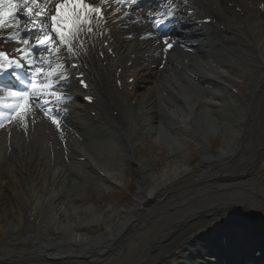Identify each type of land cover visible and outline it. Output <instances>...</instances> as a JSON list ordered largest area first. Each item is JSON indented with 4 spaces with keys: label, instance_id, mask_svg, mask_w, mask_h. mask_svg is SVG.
<instances>
[{
    "label": "bare ground",
    "instance_id": "bare-ground-1",
    "mask_svg": "<svg viewBox=\"0 0 264 264\" xmlns=\"http://www.w3.org/2000/svg\"><path fill=\"white\" fill-rule=\"evenodd\" d=\"M201 1L195 0L196 13H209L215 24H223L225 31L215 29L211 35L209 30L214 27L198 28L195 24L193 30L185 18L186 25L181 30L201 31L196 38L198 42L188 46L191 52L180 47L170 48L164 62L159 53H152L157 47L155 44L140 41L132 46L121 41L116 45L120 48L118 63L127 57L126 51L135 47H143L137 53L147 55L132 59L139 57L128 67L133 82L124 84L118 96L113 76L109 73L103 78L99 67L93 68V75L97 77L95 88L105 91L106 95L94 105L98 107L95 117L90 116V106L86 103L73 102L75 105L72 104L66 119L74 135L67 132V148L60 145L57 130L46 124L42 116L21 119L13 115L5 122L3 131L0 130V238L7 237L10 244L7 247L13 251L6 253L1 248L0 264H86L93 255L127 263L124 258L132 250L136 251L137 244V260L131 264H165L164 257L151 252L156 239L171 232V220L177 218V226L189 230L186 232L189 237L179 239L181 248L177 246V249L181 253L186 249L185 244L204 235L211 227L200 229L203 225L200 220L213 207L200 214L190 211L189 216L182 218L185 212L181 207L190 204V199L177 196L172 200L160 189L171 184L170 189L176 190L181 185V174L190 166L184 159L186 140L191 139L196 148L203 150L206 136L213 132L222 134V152L228 153L224 156L228 157V163L221 158L215 170L206 165L197 181L187 182L188 187L196 182L206 184L198 185L196 192L201 189L204 196L224 197L216 207L228 205L257 215L260 203H264L261 200L264 187L242 179L251 171L262 176L264 172V12L259 13L255 8L261 3L264 7V0ZM230 4L238 6L240 12ZM242 23L253 29L251 36L237 30ZM194 32L191 35L196 37ZM248 39L256 43L254 56L243 44ZM247 64L253 77L250 85L255 90L251 102L242 104L241 97L231 94L226 83L233 66H240L245 74ZM114 108H117L115 115L110 112ZM248 119L259 124L253 149L243 151L242 136ZM26 121L35 128L34 137L30 128L25 133ZM141 134L169 148L161 171H149V166L158 163L148 154H142L144 158L139 155L146 143ZM116 149L122 150L126 159L138 166L133 202L120 207V203L109 204L106 199V203L88 202L81 195L86 191L85 177L104 193L106 188H111L110 183L123 185L125 162L121 163L116 156ZM65 155L71 158L68 163L64 161ZM211 160L210 155H204V161ZM98 171H103L108 178ZM200 196L194 201L198 206L206 203ZM153 202L159 208L146 212ZM169 205L171 210H167ZM260 212L264 217V212ZM35 214L37 225L32 227L31 216ZM186 219L199 221V227L192 228ZM19 228L20 237L13 238ZM151 236L154 238L149 242ZM139 237L140 243L134 241ZM170 239L177 241L176 236ZM141 251L146 263L139 260Z\"/></svg>",
    "mask_w": 264,
    "mask_h": 264
},
{
    "label": "snow or ice",
    "instance_id": "snow-or-ice-1",
    "mask_svg": "<svg viewBox=\"0 0 264 264\" xmlns=\"http://www.w3.org/2000/svg\"><path fill=\"white\" fill-rule=\"evenodd\" d=\"M42 2L53 3V0H0V29H10L12 27L20 26L21 21L18 19V17L21 14L26 16L29 21L33 23L36 22V19L46 18L42 15V11L34 12V7L39 6ZM131 2L135 4L137 3V0H131ZM88 11L98 12L99 9L92 8V6L87 4L85 0H58V2L55 3V14L51 16V21L53 22V30L56 33H59L60 38L63 40L66 30L68 32H72L73 29L79 30L80 26L83 23V17ZM167 15L170 16L172 15V13L169 11ZM21 32L30 33L31 29L24 25L19 28V31L15 36L10 34L7 38L17 39ZM51 39V36L45 35L43 39H38L37 46L44 45ZM19 42L25 45L29 44L28 39H23ZM168 47L171 48L172 45L169 44ZM16 51H20V49H17ZM6 55L7 54L5 52L0 51V72L6 71L8 68H12L13 66L17 68L21 66L20 62L16 60H8L7 63L2 62L3 58H5ZM37 71L39 72L40 69H37ZM30 87L36 94L35 99L39 101L40 95L44 94L43 90L51 88V85L48 83L37 84L34 80ZM0 91H3V89L0 88ZM50 94L59 98L58 94L55 92H52ZM9 95L23 100L22 104L15 106L17 109L16 114L22 115L29 106V98L27 92H15L9 90ZM3 99L4 97L0 96V101H2ZM88 99H91V97H88ZM0 115H2V113H0ZM52 122L59 126V122L55 119V117L52 118Z\"/></svg>",
    "mask_w": 264,
    "mask_h": 264
},
{
    "label": "rangeland",
    "instance_id": "rangeland-1",
    "mask_svg": "<svg viewBox=\"0 0 264 264\" xmlns=\"http://www.w3.org/2000/svg\"><path fill=\"white\" fill-rule=\"evenodd\" d=\"M152 148V147H151ZM219 149V148H218ZM159 149H158V147H156L155 148V150H153V151H150V152H148L147 154L150 156V157H152V159L153 160H155L156 158H153V157H155V156H157L158 155V151ZM153 162H155V161H153ZM154 164V163H153ZM161 164H163L164 165V163H161ZM163 165H153V167H152V169L153 170H157V171H161L163 168H164V166ZM133 178V177H132ZM132 178H129V177H127V178H125V180L127 181V182H129V181H131L130 179H132ZM134 181H135V183H136V179H133ZM133 180H132V182H133ZM134 185V184H133ZM135 188H136V186H135ZM193 189H194V187H193ZM134 194V193H133ZM133 200H134V198H133V196H132V198H130L129 200H127V201H125V200H123V199H121V198H119V197H115V199L112 201L114 204H117V203H120L119 204V207L121 206V205H130L132 202H133ZM20 234H21V231L20 230H18V231H16L15 232V234H14V236H13V238H17V237H20ZM7 245L9 246L10 244L8 243V239H7V237H3V238H0V249L1 248H4V250L6 251V252H11V251H13V249L12 248H8L7 247ZM132 256H133V254H131L129 257H128V259L127 260H130L131 258H132ZM36 263V262H35ZM37 264V263H36Z\"/></svg>",
    "mask_w": 264,
    "mask_h": 264
}]
</instances>
